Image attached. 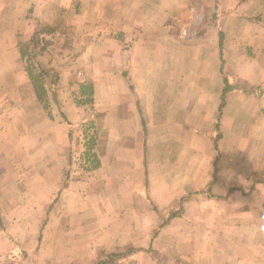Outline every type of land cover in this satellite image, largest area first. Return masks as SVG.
<instances>
[{
  "label": "crops",
  "instance_id": "0c3cea01",
  "mask_svg": "<svg viewBox=\"0 0 264 264\" xmlns=\"http://www.w3.org/2000/svg\"><path fill=\"white\" fill-rule=\"evenodd\" d=\"M38 24L48 110L18 48ZM11 158L1 255L36 237L38 264H264V0H0Z\"/></svg>",
  "mask_w": 264,
  "mask_h": 264
},
{
  "label": "rangeland",
  "instance_id": "374dc122",
  "mask_svg": "<svg viewBox=\"0 0 264 264\" xmlns=\"http://www.w3.org/2000/svg\"><path fill=\"white\" fill-rule=\"evenodd\" d=\"M57 90L59 91L60 88H58V89L52 88L51 92L53 93V95L56 94ZM50 96H52V95L50 94ZM13 116H15V115H13ZM16 119L17 118L15 117L14 120H16ZM14 160H15L14 158H11L9 162H8V160L6 162L0 160V178L6 177L5 179L0 180V197L3 196V194H4V189L1 188L2 185H4L5 182L10 181V179L12 181L14 179V176H16L14 174H16L17 171H19V169L21 167L22 162H19L20 163V165H19V163L16 164ZM12 170H13V173L12 174L9 173ZM24 183H25V181H24ZM21 187H22V189H19V191L26 193L27 190L25 188L23 189V187H24L23 181L21 183ZM24 196H27V195L25 194ZM24 200L26 201L27 199L25 198ZM3 209L4 208L0 209V216H1L0 224H2V219L3 220L5 219V217L3 216ZM37 210H38V208L37 209L35 208V210L31 209L29 211V218L30 219L27 221H23V227H25V228L29 227V229L31 228L32 234L34 232H36V230H38L39 228L42 227L43 221L40 222L41 218H40V215H39ZM3 222H4L3 225H5V224L6 225L3 227H0V230L2 229V231H5L7 226L11 227V225H12V224H9L11 222H7L5 220ZM20 223H22V222H20ZM20 243H23V244H18L16 242H14L12 244L13 245L12 248H14V244H16V246L19 247L16 250L15 254L7 252V254L2 253V255H1V253H0L1 260L5 261V259H6L7 262H11V263H14L16 261H20V262H25V264H38V258L37 257H38L39 243L36 241V237L30 238V240H28V237H26ZM23 248L29 249L30 253L28 256H24L25 252L23 251ZM20 262L18 264H22Z\"/></svg>",
  "mask_w": 264,
  "mask_h": 264
},
{
  "label": "trees",
  "instance_id": "16d2710c",
  "mask_svg": "<svg viewBox=\"0 0 264 264\" xmlns=\"http://www.w3.org/2000/svg\"><path fill=\"white\" fill-rule=\"evenodd\" d=\"M54 26H47V25H39L38 29L36 30L34 36L29 42H22L19 41L18 48L21 52V55L23 59H27L28 67L27 71L29 73V77L32 81V84L35 89L36 96L41 104L44 105L45 109L48 110L50 105L47 102V89L44 87V77H48V72L45 69L40 70L39 72H36V69L40 66H36L35 59H37L43 51H45L49 44H45L44 46H40V39H39V33L45 31L54 30ZM42 68V67H39ZM87 102L90 103L91 100L87 99ZM98 166V165H96ZM1 221V217H0ZM126 253H113L107 255L106 253L100 254V260L97 264H119L121 260H124L127 258ZM102 257H105V259H102Z\"/></svg>",
  "mask_w": 264,
  "mask_h": 264
}]
</instances>
